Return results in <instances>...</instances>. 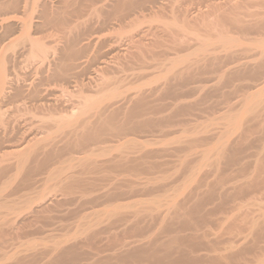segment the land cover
I'll return each mask as SVG.
<instances>
[{"label":"bare ground","instance_id":"obj_1","mask_svg":"<svg viewBox=\"0 0 264 264\" xmlns=\"http://www.w3.org/2000/svg\"><path fill=\"white\" fill-rule=\"evenodd\" d=\"M67 1L0 0V264H264L255 0H93L85 31ZM123 1L169 14L104 33Z\"/></svg>","mask_w":264,"mask_h":264},{"label":"rangeland","instance_id":"obj_2","mask_svg":"<svg viewBox=\"0 0 264 264\" xmlns=\"http://www.w3.org/2000/svg\"><path fill=\"white\" fill-rule=\"evenodd\" d=\"M54 1V0H53ZM58 1V0H57ZM93 0H88L87 2H86V4H88V5H86L85 3H82V4H79V5H77V4H75V2H73V0L72 1H67L68 3L66 4L67 6V9H68V7L70 8V10H68L69 12L71 11H73L74 12V10H76V9H78V11L76 10L75 12L77 13H71L70 15L68 14L69 12L67 11L66 13L68 14V16H69V18H72V22H71V25H72V28H73V25L74 24H76L77 26L78 25H80L81 27V31L82 30H84V28L85 29H88L89 27H91V28H95V27H97L98 26V23H96L97 21H96V18L98 17V15H97V12H94L95 11V8H93L94 7V5L93 4H91V2H92ZM166 1L167 0H161V2H163V3H166ZM258 1V2H257ZM85 2V1H84ZM88 2H90V3H88ZM148 3V4H147ZM146 4L144 3V4H142L141 6H142V8H140V6L139 5H136L137 7H135V5H131L130 4V2H124L123 1V3H121L120 4V6H122L121 7V9H125L126 11L125 12H127V10H128V12L130 11V13L128 14V12L127 13H125L124 14V10H122L121 12L125 15H123V17H124V22L121 24V26L120 27H117L116 29H109V30H105L104 31V33L106 32L107 34H114V33H116L115 31H121L122 33H127L128 31H129V28H126V24H128L129 22H131V20H140V22H139V28H147V27H149V26H157V25H159L160 23H161V21H163V20H165L166 19V17L168 16V14H169V11H168V7L167 8H165V9H163V8H160V7H155V6H153L151 3L152 2H150V4H149V2H147ZM68 4H69V6H68ZM84 4H85V6H84ZM91 4V5H90ZM130 4V5H129ZM77 5V6H76ZM147 5H149L148 7H147ZM71 6V7H70ZM74 6V7H73ZM80 6H82V7H80ZM130 6H132V7H134L135 9L133 10V8L132 7H130ZM143 6H145V7H143ZM151 6H153L154 8H151ZM264 0H255L254 1V3L252 4V7L250 8V10H251V12L253 13H256L257 15H254L253 17H255V18H259L261 15H262V17H264V15H263V12H264ZM73 7V9H71ZM76 7V8H75ZM131 8V10H130V8ZM259 7V8H258ZM260 10H258V9ZM261 8V9H260ZM82 9V10H81ZM120 9V10H121ZM252 9H254V10H252ZM263 9V10H262ZM257 10V11H256ZM132 12V13H131ZM260 12V14L258 15V13ZM262 13V14H261ZM66 14V15H67ZM64 16H65V13H64ZM250 18H252V17H250ZM254 18V19H255ZM253 19V18H252ZM259 19H261V18H259ZM88 20H90V23H89V21ZM92 21H94V22H92ZM227 21V20H226ZM86 22H88V23H86ZM50 22H48V23H46L45 25H47L48 26V24H49ZM228 23V22H227ZM59 25V23L58 22H55L54 24H53V26H52V23H51V25H49V27H47V26H41V28H39L38 30L37 29H33V31L34 30H36L37 32H39V33H35V36H37L38 38H40V39H42L44 42H45V44L46 45H48V47H53V46H55V45H58V44H60V43H62L63 42V36H65V35H63V34H65L64 32H67V28H69V27H67L66 25V27L64 26V24H63V26H62V24H60L61 26H58ZM84 24H85V26H87L88 28H86L85 26H84ZM87 24V25H86ZM90 24H92V26H89ZM95 24L97 25V26H95ZM230 24V22L228 23V25ZM233 24V25H232ZM232 25V26H231ZM75 26V25H74ZM94 26V27H93ZM43 27V28H42ZM51 27V28H50ZM84 27V28H83ZM229 27H231L230 29L232 30V31H234V32H236L235 30H236V28H234L235 27V23H232L231 22V24L229 25ZM233 27V28H232ZM64 28V29H63ZM80 28L79 29H77L78 31L80 30ZM66 29V31H64ZM229 29V30H230ZM31 31H32V29H31ZM85 31V30H84ZM14 32V31H13ZM12 31H10L9 32V34L11 35V33H13ZM35 32V31H34ZM253 33L252 34H249V35H251L250 37H252V36H255L256 35V33H258V29H256V30H253L252 31ZM261 32V31H260ZM21 34H20V32H14V34L12 35V37L11 38H13V39H16L17 37H19ZM248 35V36H249ZM41 40V41H42ZM42 41V42H43ZM191 42L194 44V43H196V40H191ZM18 49H21L22 50V47H21V45L20 46H18L17 47ZM21 50H19V51H21ZM161 57H163V56H161ZM20 60H22L23 59V57H21V58H19ZM26 62H24V64H20L21 65V67L23 66V68H20V71H21V69H22V71L25 69V68H27L30 64H25ZM25 65V66H24ZM31 66H33V64H31ZM30 68V66L28 67V69ZM19 69V68H18ZM117 75H119V76H124V77H126V78H131L132 77V71L131 70H125V71H123V72H120V74H117ZM203 75V74H202ZM202 75H200L201 76V78L203 77L205 80L207 79V78H205V77H208L209 75H207V74H205V77H204V75L202 76ZM200 76H199V78H200ZM204 79H202L203 81H204ZM209 79V78H208ZM128 80V79H127ZM200 81H201V79H200ZM196 95V96H195ZM194 96H193V98H197V102H199V100L198 99H201V98H198V96H197V94H195ZM201 97H203V96H201ZM213 100H212V99ZM210 99L212 100V102L210 101V99H209V101L211 102V103H208V101H207V103L205 104V105H202L201 106V104H203V103H201L200 104V106L202 107H198L199 109H198V111H196V110H194L193 111V113H195V115L194 116H192L191 115V118H197V116H198V118H200V119H202V118H204L205 116H207L209 113L211 114L212 113V110H211V108L209 107V106H211V104L215 101V99H219V98H217V97H211ZM196 102V103H197ZM201 102V101H200ZM199 102V103H200ZM210 104V105H209ZM208 107H207V106ZM204 106V107H203ZM205 107H207V108H205ZM203 110H205V111H203ZM210 111V112H209ZM197 115V116H196ZM27 117H29L30 119H33V121L34 120H36L37 118L36 117H33L32 115H29L28 114V116ZM257 144H259V143H257ZM256 144V145H257ZM255 147H253L252 149H254ZM262 192H264V190H262ZM258 194H254V196H258L257 198H260V196H261V198H263V196H262V194L260 193V191L259 192H257ZM261 194V195H260ZM264 194V193H263ZM253 195V194H252ZM251 195V196H252ZM248 197V196H250V195H248L247 196V194L245 195L244 194V197ZM243 199H245L243 196H241ZM60 216H61V214H60ZM64 216L62 215L61 216V218H63ZM18 239H16V241H17ZM15 240L14 241H12V242H10L9 244H7V248H6V250L7 251H9V249L11 250L12 249V247H13V245H14V242L15 243H17Z\"/></svg>","mask_w":264,"mask_h":264}]
</instances>
